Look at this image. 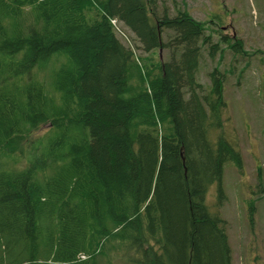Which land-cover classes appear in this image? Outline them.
<instances>
[{"label":"trees","instance_id":"1","mask_svg":"<svg viewBox=\"0 0 264 264\" xmlns=\"http://www.w3.org/2000/svg\"><path fill=\"white\" fill-rule=\"evenodd\" d=\"M205 48L163 0H0V264H231L206 196L242 160Z\"/></svg>","mask_w":264,"mask_h":264},{"label":"rangeland","instance_id":"2","mask_svg":"<svg viewBox=\"0 0 264 264\" xmlns=\"http://www.w3.org/2000/svg\"><path fill=\"white\" fill-rule=\"evenodd\" d=\"M163 4L170 15L176 9L188 12L211 42L219 43L221 53L213 59L207 48L203 50L196 77L206 93L209 74L217 69L223 75L222 94L236 131L242 170L226 164L221 181L226 199L216 208L213 186L206 203L226 222L231 264H264V0H163ZM222 37L231 44L239 41V52L221 43ZM163 56L159 51V61ZM113 256V264H123Z\"/></svg>","mask_w":264,"mask_h":264},{"label":"bare ground","instance_id":"3","mask_svg":"<svg viewBox=\"0 0 264 264\" xmlns=\"http://www.w3.org/2000/svg\"><path fill=\"white\" fill-rule=\"evenodd\" d=\"M112 24H113V27L115 29V23L119 24L116 19H113L112 21ZM121 26V24H119ZM122 27V26H121ZM116 31V30H115ZM117 35L119 36V38L121 37L122 41L125 42L126 44H129L130 43V39H128L126 36L122 35L121 33L117 32ZM69 142V141H68ZM79 259H81V257L79 256ZM82 260V259H81Z\"/></svg>","mask_w":264,"mask_h":264}]
</instances>
